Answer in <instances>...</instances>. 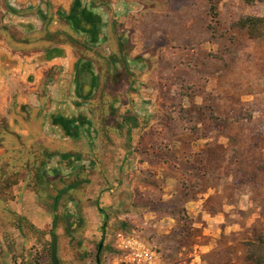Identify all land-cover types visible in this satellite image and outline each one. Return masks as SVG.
I'll use <instances>...</instances> for the list:
<instances>
[{
  "label": "rangeland",
  "instance_id": "374dc122",
  "mask_svg": "<svg viewBox=\"0 0 264 264\" xmlns=\"http://www.w3.org/2000/svg\"><path fill=\"white\" fill-rule=\"evenodd\" d=\"M74 1L44 2L42 10L47 15L43 19L48 29L44 37L30 36L36 46L24 54L61 43L72 58L80 56L93 62L99 86L85 104L93 129L88 135L78 132L74 138H60L44 130L43 117L32 107L17 111L14 95L0 108V264H14L17 260L12 259L13 254L28 257V264H49L46 248L52 238L50 232L35 234L26 225L27 218L10 207L29 202L51 212L57 192L74 180L79 184L57 201L58 213L69 209L78 223L67 231L61 219L54 229L59 263L97 264L95 246L102 242L100 264H128L121 260L112 239L101 235L102 221L93 233L87 218L91 210L99 217L96 206L103 207L101 191L97 194L93 185L110 186L103 181L109 162L100 163L99 157L109 156L112 164L110 142L128 138L123 116H132V123H140L130 131L132 140L135 133L140 138L154 137L153 130L144 129L151 121L170 124L172 119L167 135H184L185 128L195 123L199 134L207 133L200 138L211 140L203 148L209 160L216 158L213 152L222 145L223 161L212 160L214 167L219 163L223 168H211L221 177L213 184L217 191L209 202L212 206L237 202V240L264 237V36L250 38L234 25L246 16H263L264 0L251 4L219 0L215 36L207 27L208 0H77V5L87 4L100 12L122 11L116 17H106L104 11L99 20L102 33L93 44L63 18ZM1 48L15 55L3 45ZM18 58L22 63L21 55ZM101 142L107 147L106 154L99 146ZM47 150L77 156L73 162L59 156L51 158L46 156ZM42 162L46 168L40 170L38 181L34 173ZM228 162H233V168L241 165L255 172L254 182L236 185L233 175L226 173ZM6 256H11L10 261ZM238 264H246L241 255Z\"/></svg>",
  "mask_w": 264,
  "mask_h": 264
},
{
  "label": "crops",
  "instance_id": "0c3cea01",
  "mask_svg": "<svg viewBox=\"0 0 264 264\" xmlns=\"http://www.w3.org/2000/svg\"><path fill=\"white\" fill-rule=\"evenodd\" d=\"M2 50L7 52L0 46ZM6 73L5 86L0 91V108L7 106L11 96L27 87L22 77L25 70L17 77L10 74L12 71ZM18 100L25 101L20 95ZM171 123L151 121L144 129L153 130L154 137L140 138L139 133H135L132 140L130 131L140 123L123 121L128 138H120L108 146L112 149L108 151L114 156L113 163L109 156L99 157L100 163L109 162L103 181L110 186L93 185L97 194L101 191L103 207L96 206L99 217L93 210L88 214L89 228L96 233L97 224L102 221L101 235L110 237L113 245L117 232L137 236L158 251L161 264H238L237 202L215 204V212L211 213L206 207L211 205L209 198L217 187L208 186L200 191L195 188V196L183 194L180 188L181 179L193 176L188 157L203 150L211 140L199 138L184 143L179 133L167 135ZM99 146L106 154L107 147L102 142ZM10 208L37 228H43L53 218L51 212L37 203L25 202ZM182 213L188 217L186 223L180 217ZM10 257L6 256L5 260L10 261ZM21 258L14 264H19Z\"/></svg>",
  "mask_w": 264,
  "mask_h": 264
},
{
  "label": "flooded vegetation",
  "instance_id": "af4514ba",
  "mask_svg": "<svg viewBox=\"0 0 264 264\" xmlns=\"http://www.w3.org/2000/svg\"><path fill=\"white\" fill-rule=\"evenodd\" d=\"M36 1L0 0V46L3 45L18 57L21 55L23 59L21 71L25 70L24 84L27 87L18 91L13 99L17 111L22 107H32L36 115L43 117L44 130L54 136L74 138L78 132L88 135L93 129V124L85 104L96 94L99 86L97 70L94 69L93 62L84 61L80 56L72 58L68 47L61 43H53L42 48L40 46L38 51L24 54L27 48L36 46L30 36L42 34L44 37L43 33L48 29L43 19V15L47 14L42 10L46 0ZM58 11L63 13L61 10ZM104 11L106 17L110 14L116 17L122 13L120 10L100 12L99 8L90 9L87 4L77 5L76 0L71 6L70 13L61 15L75 31L84 34L88 42L93 44L102 33L103 28L99 20ZM52 18H56V15ZM53 31L48 34L49 37L53 36L56 30ZM19 95L25 101H19ZM62 154H67V157ZM54 156L73 162L77 155L55 152L51 158ZM52 167L57 168L55 165ZM45 168L44 165L43 171Z\"/></svg>",
  "mask_w": 264,
  "mask_h": 264
},
{
  "label": "trees",
  "instance_id": "16d2710c",
  "mask_svg": "<svg viewBox=\"0 0 264 264\" xmlns=\"http://www.w3.org/2000/svg\"><path fill=\"white\" fill-rule=\"evenodd\" d=\"M255 1H262V0H244L245 3L251 4ZM209 8H208V15L210 17V22L208 23L207 27L211 31L212 36H215L217 34V26L219 23L218 20V3L219 0H208ZM235 28H237L239 31L246 33L250 38H259L264 36V15L263 16H246L243 18H240L235 24ZM211 110V109H210ZM210 119H213V115L210 112L209 113ZM125 122L126 121H133L132 116L124 117ZM135 123V122H133ZM186 132L184 135H179L180 139L186 143V141H191L194 139H198L200 137H207V133H198V129L195 124H192L188 128H186ZM185 147V146H184ZM224 147L222 145L218 146L215 152H213L214 157H212L211 160H209V157H206L205 152L203 150L195 152L194 155L190 154L188 157V160L190 162L191 169L194 171L192 173L193 176H190L189 178H183L180 180V188L181 191H183L186 195V193H191L192 196H195V188L197 190H204L208 186H213L214 183H216L219 178L221 177L219 173L212 172L211 168L220 169L223 166H220L218 163L215 167L212 160H215L218 158L220 161H223V158L225 157L223 155ZM184 153H186L184 148ZM46 156L51 157L54 155L53 152L46 151ZM63 156L67 157V154H62ZM211 161V162H210ZM46 165L45 162L41 163V166L37 168V171L34 173V177L36 180L41 179V173L40 170L42 167ZM226 173L233 175V180L236 183V185H243L245 183L251 182L253 183L256 177L255 172H250L249 170H246L243 168V166L238 165L236 168H233V162H228L226 166ZM16 182V181H14ZM76 184H79V180H74L71 184L67 185L64 189H60L55 198H54V206L51 208V212L53 214V218L51 221V224L45 225L43 228H37L34 224H32L29 220L24 219L26 225L28 228L33 231L35 234L38 235H45L47 232H50L51 236L55 235L54 229L57 227V224L59 220L65 221V230L69 231L73 225H77L78 223L75 220V214L71 212L69 209H67L63 214L58 213L57 209V201L62 194L67 193L68 190L75 186ZM204 184V185H202ZM186 190H188L186 192ZM208 204V203H207ZM207 210H209L211 213L215 212V207L212 205H207ZM183 222H187L188 217L185 216V214L180 215ZM79 219V218H78ZM80 221V219H79ZM76 226V227H77ZM127 234V233H125ZM147 244V243H146ZM99 242L96 244L95 248L98 250ZM148 245V244H147ZM240 245V247H239ZM153 248V247H152ZM104 247L102 246L99 252V258L101 255V252L103 251ZM237 249H238V255H241L244 263L246 264H264V237H259L257 240H243L237 242ZM47 254L49 258V264H52L50 261V241L47 244ZM117 250V249H116ZM233 251L234 249H230ZM118 251V250H117ZM229 251V250H228ZM156 252H158L156 250ZM13 260H17V257L15 255H12ZM23 258H21L19 264H28V262H25Z\"/></svg>",
  "mask_w": 264,
  "mask_h": 264
},
{
  "label": "built area",
  "instance_id": "2783aa9c",
  "mask_svg": "<svg viewBox=\"0 0 264 264\" xmlns=\"http://www.w3.org/2000/svg\"><path fill=\"white\" fill-rule=\"evenodd\" d=\"M114 246L122 261L128 264H161L158 253L144 241L130 234L117 232Z\"/></svg>",
  "mask_w": 264,
  "mask_h": 264
},
{
  "label": "water",
  "instance_id": "95a60500",
  "mask_svg": "<svg viewBox=\"0 0 264 264\" xmlns=\"http://www.w3.org/2000/svg\"><path fill=\"white\" fill-rule=\"evenodd\" d=\"M23 68V65L21 63L20 58L14 57L13 55L5 52V51H0V91L2 87L5 86V80L7 77L6 71H12V73L17 77V75L21 76L22 71L21 69ZM103 243L100 242L98 245V251L96 254V262L97 264H100V258H99V252L102 247ZM50 261L52 264H60L58 255H57V238L55 235L52 236L51 241H50Z\"/></svg>",
  "mask_w": 264,
  "mask_h": 264
}]
</instances>
